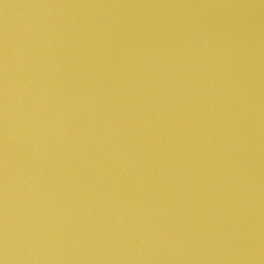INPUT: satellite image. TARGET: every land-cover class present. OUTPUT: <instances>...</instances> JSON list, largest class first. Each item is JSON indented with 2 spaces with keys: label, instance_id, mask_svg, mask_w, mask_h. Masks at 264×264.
<instances>
[{
  "label": "water",
  "instance_id": "95a60500",
  "mask_svg": "<svg viewBox=\"0 0 264 264\" xmlns=\"http://www.w3.org/2000/svg\"><path fill=\"white\" fill-rule=\"evenodd\" d=\"M257 10L0 0V264H264Z\"/></svg>",
  "mask_w": 264,
  "mask_h": 264
},
{
  "label": "bare ground",
  "instance_id": "6f19581e",
  "mask_svg": "<svg viewBox=\"0 0 264 264\" xmlns=\"http://www.w3.org/2000/svg\"><path fill=\"white\" fill-rule=\"evenodd\" d=\"M248 1L253 7L258 9L257 11H259L262 7H264V0H248ZM257 16L258 18H256V20L258 22H262V21L264 22V15L260 16L259 14H257Z\"/></svg>",
  "mask_w": 264,
  "mask_h": 264
}]
</instances>
